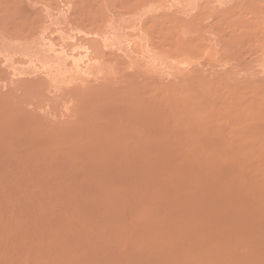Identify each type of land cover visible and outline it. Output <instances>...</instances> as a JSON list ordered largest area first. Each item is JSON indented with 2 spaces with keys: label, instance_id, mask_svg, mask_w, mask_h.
Instances as JSON below:
<instances>
[{
  "label": "rangeland",
  "instance_id": "obj_1",
  "mask_svg": "<svg viewBox=\"0 0 264 264\" xmlns=\"http://www.w3.org/2000/svg\"><path fill=\"white\" fill-rule=\"evenodd\" d=\"M0 264H264V0H0Z\"/></svg>",
  "mask_w": 264,
  "mask_h": 264
}]
</instances>
